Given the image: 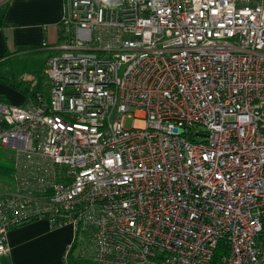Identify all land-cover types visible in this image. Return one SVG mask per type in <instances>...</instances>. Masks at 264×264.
Returning <instances> with one entry per match:
<instances>
[{
	"label": "built area",
	"instance_id": "1",
	"mask_svg": "<svg viewBox=\"0 0 264 264\" xmlns=\"http://www.w3.org/2000/svg\"><path fill=\"white\" fill-rule=\"evenodd\" d=\"M62 2L42 86L0 101V257L44 220L95 264H264V0Z\"/></svg>",
	"mask_w": 264,
	"mask_h": 264
},
{
	"label": "crops",
	"instance_id": "2",
	"mask_svg": "<svg viewBox=\"0 0 264 264\" xmlns=\"http://www.w3.org/2000/svg\"><path fill=\"white\" fill-rule=\"evenodd\" d=\"M62 6V0H0V59L7 62L12 57L39 54L47 58L50 54L48 49L58 40ZM19 47L27 53H17L8 60L4 58L14 54ZM31 78L12 83H23L19 87L13 86V89L0 84V101L14 106L24 105L34 84ZM74 239L75 232L70 224L52 228L42 220L24 225L8 233L9 250L0 257V264H73L80 251V244L75 246ZM80 264H83V259Z\"/></svg>",
	"mask_w": 264,
	"mask_h": 264
},
{
	"label": "rangeland",
	"instance_id": "3",
	"mask_svg": "<svg viewBox=\"0 0 264 264\" xmlns=\"http://www.w3.org/2000/svg\"><path fill=\"white\" fill-rule=\"evenodd\" d=\"M27 53L21 52L20 54ZM46 57L44 54L32 55L28 57H12L9 61L0 65V84L13 89V84L20 80L33 79L34 84L31 85L30 95L37 86H42L44 82L43 67ZM10 80V86L7 80ZM18 85V84H17ZM133 125V119L125 120V127L130 129ZM7 150L0 147V190L4 191L10 184V164L6 161ZM8 168V169H7ZM83 264H94L90 257H83Z\"/></svg>",
	"mask_w": 264,
	"mask_h": 264
},
{
	"label": "trees",
	"instance_id": "4",
	"mask_svg": "<svg viewBox=\"0 0 264 264\" xmlns=\"http://www.w3.org/2000/svg\"><path fill=\"white\" fill-rule=\"evenodd\" d=\"M21 52H26L22 47H19L15 52H14V54H9V55H6V56H4V58H6L7 60L9 59V57L10 56H12V55H15V54H17V53H21ZM4 61H6V60H4ZM4 61H2V59H0V63H2V62H4ZM1 77H0V81H1ZM11 80V79H10ZM10 80H7V83H9L10 82ZM23 83H19L18 85H12V86H21ZM26 85H30L29 83H25ZM8 163H9V161L8 160H6ZM8 169V168H7ZM74 245L76 246V245H78L79 244V240H78V238L77 237H75V239H74ZM259 243H260V245H261V247L264 249V226H263V231H262V235L260 236V239H259ZM227 255V247L225 246V245H223L220 249H219V251L218 252H216V254H215V256H214V258H213V260H212V262H211V264H223L222 263V258L223 257H225ZM81 259H83V257H81V256H79V258L77 257V258H74V260H73V264H80V261H81Z\"/></svg>",
	"mask_w": 264,
	"mask_h": 264
}]
</instances>
